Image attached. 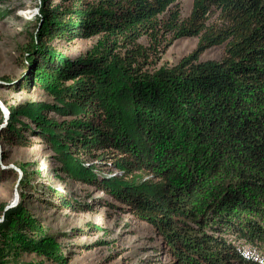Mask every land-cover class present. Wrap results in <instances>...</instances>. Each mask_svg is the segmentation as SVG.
I'll return each instance as SVG.
<instances>
[{"label":"trees","instance_id":"trees-1","mask_svg":"<svg viewBox=\"0 0 264 264\" xmlns=\"http://www.w3.org/2000/svg\"><path fill=\"white\" fill-rule=\"evenodd\" d=\"M41 2L20 88L45 91L57 103L53 109L73 120L55 122L40 103L10 108L13 130L0 139L30 148L26 133L37 134L74 177L91 178L84 159L105 153L117 168L159 176L166 185L157 196L105 183L131 215L152 226L169 264H264L240 246L264 238L256 222L258 214L264 218V0H195L184 21L178 0ZM169 34L197 38L198 47L176 66L158 68ZM95 38L99 43L78 60L52 46ZM220 46L221 61H199ZM195 151L204 158L195 169L185 167L183 155ZM61 203L77 212V204ZM30 257L69 262L22 203L0 223V264Z\"/></svg>","mask_w":264,"mask_h":264},{"label":"rangeland","instance_id":"rangeland-1","mask_svg":"<svg viewBox=\"0 0 264 264\" xmlns=\"http://www.w3.org/2000/svg\"><path fill=\"white\" fill-rule=\"evenodd\" d=\"M194 1L178 0L182 21L190 17ZM41 6V0H0V102L8 113L10 108L18 109L31 103L45 104L50 106V118L62 123L73 118H66L60 111H55L53 107L57 103L45 91L31 87L33 90L28 92L20 88L29 72L25 69L27 62L24 57L27 46L37 35ZM99 40H79L71 44L55 41L52 46L70 60H78L87 56ZM141 43L145 45L146 40ZM197 47V38L176 40L169 34L161 47V60L157 67L176 66L183 58L194 53ZM223 56L224 46L215 47L202 53L199 61L219 62ZM9 117L0 110V136L7 130H13L9 127ZM18 119L29 123L24 116L19 115ZM18 125L14 124L13 127L18 129ZM26 136L32 142L30 148L5 144L0 139V223L7 212L23 203L27 210L42 221L54 240L62 245L68 264L171 262V257L152 226L131 215L128 206L122 205L106 191L109 186L105 182L113 181L122 184V189L128 192L139 191L144 196H157L166 185L159 176L146 171L130 172L117 168L113 159H109L112 156L105 153V156L99 154L96 158L84 159L92 168L91 178L87 179V175L74 177L61 157L37 134L27 132ZM162 140L166 141L165 138ZM183 156L189 164L184 166L195 169L198 167L197 158H204L205 153L195 151ZM206 169H201V172ZM219 185L216 183V186ZM62 199L75 203V206L77 204V212L63 207ZM86 205L89 209L84 211L82 206ZM262 208L264 210L263 204ZM245 217L247 220L254 215ZM256 217L257 225L264 229V218L260 214ZM239 222L236 220L237 224ZM231 229L228 231L231 232ZM240 229L243 232L248 230L242 225ZM231 238L235 240L236 236ZM240 246L247 255L264 262V238L250 242L242 240ZM43 260L30 257L23 264H30L31 261L54 264Z\"/></svg>","mask_w":264,"mask_h":264},{"label":"water","instance_id":"water-1","mask_svg":"<svg viewBox=\"0 0 264 264\" xmlns=\"http://www.w3.org/2000/svg\"><path fill=\"white\" fill-rule=\"evenodd\" d=\"M0 110L3 111V113L5 114L6 117L9 116L8 110L6 109V107L0 102Z\"/></svg>","mask_w":264,"mask_h":264}]
</instances>
